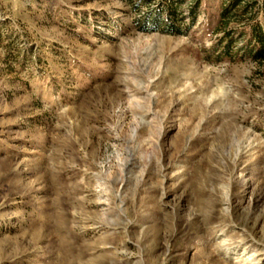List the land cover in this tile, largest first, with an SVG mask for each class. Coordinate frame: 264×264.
I'll return each instance as SVG.
<instances>
[{
    "label": "rangeland",
    "instance_id": "1",
    "mask_svg": "<svg viewBox=\"0 0 264 264\" xmlns=\"http://www.w3.org/2000/svg\"><path fill=\"white\" fill-rule=\"evenodd\" d=\"M262 36L264 0H0V264H264Z\"/></svg>",
    "mask_w": 264,
    "mask_h": 264
},
{
    "label": "trees",
    "instance_id": "2",
    "mask_svg": "<svg viewBox=\"0 0 264 264\" xmlns=\"http://www.w3.org/2000/svg\"><path fill=\"white\" fill-rule=\"evenodd\" d=\"M240 1L241 0H235V3H238ZM156 23H158V22H156ZM167 31L170 32V33H177L179 31V29L176 28L173 25H170V26H168ZM259 42H260L261 49L259 50L258 54L259 55H264V36L259 38Z\"/></svg>",
    "mask_w": 264,
    "mask_h": 264
}]
</instances>
